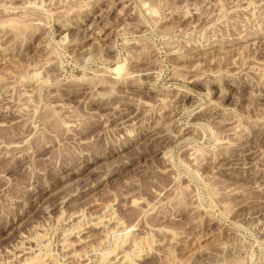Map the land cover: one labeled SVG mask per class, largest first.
<instances>
[{
    "label": "rangeland",
    "instance_id": "rangeland-1",
    "mask_svg": "<svg viewBox=\"0 0 264 264\" xmlns=\"http://www.w3.org/2000/svg\"><path fill=\"white\" fill-rule=\"evenodd\" d=\"M0 264H264V0H0Z\"/></svg>",
    "mask_w": 264,
    "mask_h": 264
},
{
    "label": "bare ground",
    "instance_id": "bare-ground-1",
    "mask_svg": "<svg viewBox=\"0 0 264 264\" xmlns=\"http://www.w3.org/2000/svg\"><path fill=\"white\" fill-rule=\"evenodd\" d=\"M172 138H170L168 141H171Z\"/></svg>",
    "mask_w": 264,
    "mask_h": 264
}]
</instances>
